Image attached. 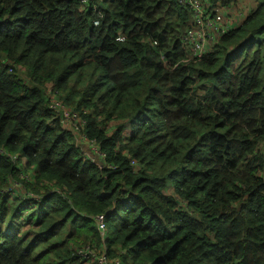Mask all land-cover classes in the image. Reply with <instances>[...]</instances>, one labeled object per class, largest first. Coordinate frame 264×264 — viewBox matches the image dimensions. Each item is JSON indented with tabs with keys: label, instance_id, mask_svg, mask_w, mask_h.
Wrapping results in <instances>:
<instances>
[{
	"label": "trees",
	"instance_id": "1",
	"mask_svg": "<svg viewBox=\"0 0 264 264\" xmlns=\"http://www.w3.org/2000/svg\"><path fill=\"white\" fill-rule=\"evenodd\" d=\"M188 23L177 0H0V189L24 174L40 193H0V264H83L84 245L121 264H264V0L183 62Z\"/></svg>",
	"mask_w": 264,
	"mask_h": 264
},
{
	"label": "built area",
	"instance_id": "2",
	"mask_svg": "<svg viewBox=\"0 0 264 264\" xmlns=\"http://www.w3.org/2000/svg\"><path fill=\"white\" fill-rule=\"evenodd\" d=\"M177 1L187 10L189 20L188 26L180 37L181 46L187 54L186 58L182 60L183 62L198 61L202 56L210 53L212 46L222 35L231 28L241 24L251 10L250 7L253 3L255 7V0H233L228 4H221L219 1L212 2L211 0ZM115 40L122 41L123 38L118 36ZM48 94L50 93L48 92ZM49 108L53 113L59 115L62 123L64 120H67V127H64L71 135H76L79 141L86 143L88 150L94 154L92 157L84 155L88 159H91L98 167H102L104 165L103 155L99 151L97 144L91 140H87L83 135L82 128L84 121L80 115L66 106L60 99H57L54 94H51L49 97ZM0 153L6 154L1 149ZM8 156L10 159H13L12 156ZM21 180L25 181L26 175L18 174L17 180L10 181L9 185L2 187L0 193L6 195L9 200L39 201L40 193L36 194L26 190ZM91 218L95 229L102 238L105 233L104 213L96 214ZM73 251L82 260L83 264H121L118 258H110L103 246L84 245L75 248Z\"/></svg>",
	"mask_w": 264,
	"mask_h": 264
},
{
	"label": "rangeland",
	"instance_id": "3",
	"mask_svg": "<svg viewBox=\"0 0 264 264\" xmlns=\"http://www.w3.org/2000/svg\"><path fill=\"white\" fill-rule=\"evenodd\" d=\"M250 8H251V9L254 8V3L252 4V6H251ZM263 37H264V35H263ZM261 50H262V62H263V64H264V43L261 44ZM260 89H263V93H264V70H263V72H262V74H261V78H260ZM66 121H67V120H64L63 123L61 122L62 125L64 124L63 126H65V127H67V125H66ZM72 136H73L72 139H74L73 142L76 143V145L78 146V148H79L81 151H83V153H84L85 155L90 156V157L94 156V154H92V153L88 150V148H87V146H86V145H87L86 143H83V142L79 141V139H77V136H76V135H73V134H72ZM29 235H30V233H29ZM27 236H28V234H27Z\"/></svg>",
	"mask_w": 264,
	"mask_h": 264
},
{
	"label": "water",
	"instance_id": "4",
	"mask_svg": "<svg viewBox=\"0 0 264 264\" xmlns=\"http://www.w3.org/2000/svg\"><path fill=\"white\" fill-rule=\"evenodd\" d=\"M65 1H67V0H65Z\"/></svg>",
	"mask_w": 264,
	"mask_h": 264
}]
</instances>
